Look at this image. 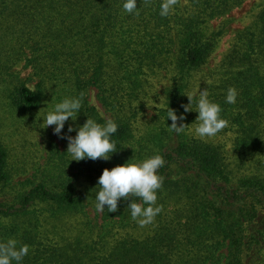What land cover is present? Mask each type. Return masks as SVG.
Listing matches in <instances>:
<instances>
[{
    "label": "trees",
    "instance_id": "trees-1",
    "mask_svg": "<svg viewBox=\"0 0 264 264\" xmlns=\"http://www.w3.org/2000/svg\"><path fill=\"white\" fill-rule=\"evenodd\" d=\"M245 1L178 0L174 12L162 17L163 0H137L138 15L124 11L125 0H0V94L7 107L33 118L65 98L82 97L75 121L65 125L87 119L105 124L87 104L93 87L118 125L111 137L117 151L108 161L68 163L59 156V165L52 164L39 182L0 203V242L29 246L20 264H264V176L258 173L264 155V8L208 79L196 78L223 37L211 22ZM20 64L32 71L35 90L13 71ZM159 79L170 86L141 130L151 82ZM196 89L207 90L228 121L218 135L233 136L234 169L223 145L194 136L198 96L193 111L184 113L185 130L176 134L169 127L167 109L183 113ZM229 89L238 93L235 104L225 102ZM157 154L165 161L158 170L162 211L143 238L126 231L137 228L127 206L142 203L135 195L119 202L115 213L99 212L98 226L80 224L83 235L71 241L55 240L44 229L46 219L84 216L87 205L96 207L104 169ZM7 157L0 144V185L8 181ZM251 164L256 172L240 174Z\"/></svg>",
    "mask_w": 264,
    "mask_h": 264
},
{
    "label": "rangeland",
    "instance_id": "rangeland-1",
    "mask_svg": "<svg viewBox=\"0 0 264 264\" xmlns=\"http://www.w3.org/2000/svg\"><path fill=\"white\" fill-rule=\"evenodd\" d=\"M183 5H185V2ZM263 8L264 0H246L227 16L211 22L213 30L218 31L222 29L224 33L217 52L197 72V79H208L210 73L230 49L236 35L253 25ZM13 71L17 74L20 81L25 82L31 90H35L36 80L32 76V71L29 68L20 64ZM200 83L203 84V82ZM169 86L170 83L163 79L151 82L152 98L145 109L142 116L143 119L139 122L141 130L145 129V125L154 117V108L161 105L164 94ZM191 94L190 96H192ZM86 100L88 106L94 108L105 122L108 120L115 122L114 115L101 103L98 97V91L95 88L89 87L86 93ZM33 114L36 113L34 112ZM47 114V111L40 112L36 115L37 117L34 115L32 118L21 111L10 109L6 105L5 98L0 94V144L8 154L6 166L8 181L5 185H0V203L6 198L10 199L18 193L28 190L33 184L39 182L43 178V175L47 174L48 168L52 164L59 165V156H62V160L68 163L76 162L70 161L71 156L66 152L68 141L54 135L52 127L42 128L44 127L43 118ZM72 126L79 127L82 126V123L72 124ZM67 128L65 125L64 133L74 137L76 133H67ZM203 141L215 145H223L227 162L234 169L236 160L233 153L232 134H217V136ZM258 161L260 162L258 173L264 176V155L258 157ZM256 169V164H251L242 170L240 174L245 175L250 172H256ZM86 207V214L84 216H67L58 220L46 219L44 220L43 227L51 233L50 237L58 241H71L74 238L81 237L85 227H81L80 224L84 225L85 223H89L92 227L101 224V216L95 205L90 203ZM146 226L140 227L137 222V228L135 230L128 229L126 231L134 237L143 238L147 233ZM54 228H56L55 231ZM119 234H121V236H118L119 238L125 236V232L121 231ZM225 253L226 251H223L224 255Z\"/></svg>",
    "mask_w": 264,
    "mask_h": 264
},
{
    "label": "clouds",
    "instance_id": "clouds-1",
    "mask_svg": "<svg viewBox=\"0 0 264 264\" xmlns=\"http://www.w3.org/2000/svg\"><path fill=\"white\" fill-rule=\"evenodd\" d=\"M178 0H163L160 5V15L167 17L174 12ZM123 9L128 14H139L137 0H125ZM237 91L229 89L226 96V103L235 104ZM187 96V95H186ZM198 96L196 120L199 123L193 129L194 136L201 140H207L217 136L221 131L228 127V121L221 118V107L219 104L209 100L207 90L198 91L196 89L192 96H187L189 103L182 105L183 113L177 114L174 109H167V120L172 123L170 129L176 134L182 133L188 125H185L184 113L192 110L193 98ZM82 98V97H81ZM81 98H65L57 103L54 109L43 118L44 127H52V132L60 139L68 141L66 152L70 154L71 160L80 162L91 159L93 161L103 159L108 161L111 154L116 152V145L111 137L117 132L118 125L108 120L105 124H99L92 119L79 127L69 124L67 133L75 132L73 137L64 133L66 122L71 118L75 121L81 109ZM178 121L180 122L178 125ZM69 161V162H70ZM165 161L161 155H154L139 163H126L118 165L111 170L104 169L98 177V192L96 193V208L99 212L115 213L118 211V204L121 201H129L130 195L141 198L142 203H131L128 207L131 217L137 221L140 227H145L154 222L155 217L162 211V207L157 205V192L163 186L164 178L158 174ZM29 246L17 247L15 239H8L0 242V264H20L28 254Z\"/></svg>",
    "mask_w": 264,
    "mask_h": 264
}]
</instances>
